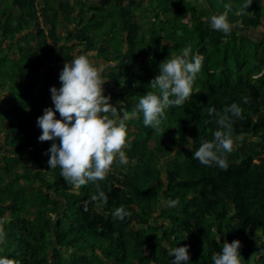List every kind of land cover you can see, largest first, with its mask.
Here are the masks:
<instances>
[{"label": "trees", "instance_id": "1", "mask_svg": "<svg viewBox=\"0 0 264 264\" xmlns=\"http://www.w3.org/2000/svg\"><path fill=\"white\" fill-rule=\"evenodd\" d=\"M202 2L149 0L142 11L137 0H0V125L8 124L9 137L0 166V258L172 264L168 251L180 246L189 248V264H213L224 242L238 240L241 264H264V38L255 36L264 30V0L240 14L248 0ZM60 9L64 21L76 20L65 35ZM220 14L228 34L210 27ZM189 44L203 57L191 98L166 110L159 132L142 114L126 121L128 166L114 165L97 182L107 195L102 211L91 203L85 211L97 184L74 190L48 167L52 142L38 139L37 119L54 109L50 89L60 88L65 63L76 52L89 55L111 104L131 113L160 63ZM232 103L243 110L232 118L233 142L251 140L234 145L226 170L204 166L193 153L218 127L205 109ZM121 206L131 215L114 219Z\"/></svg>", "mask_w": 264, "mask_h": 264}, {"label": "clouds", "instance_id": "2", "mask_svg": "<svg viewBox=\"0 0 264 264\" xmlns=\"http://www.w3.org/2000/svg\"><path fill=\"white\" fill-rule=\"evenodd\" d=\"M252 4L248 0L236 14L247 11ZM226 11L231 5L225 4ZM210 27L228 34L231 25L226 14L212 15ZM203 57L193 54L191 45L180 49L179 54L172 52L159 65V73L148 85V92L139 98L137 106L131 113L111 104V96L105 95V81L102 69L98 68L87 54H77L66 62L59 76L60 88L50 89L54 109H44V114L37 119L41 130L40 142H52L45 153L49 156L50 170L59 169L65 182L74 190L86 186L89 182L97 184L104 180L114 165H127L125 149L127 143L126 121L143 117L146 127L161 131L166 110L182 107L190 98L193 84L202 69ZM244 102L248 103L247 97ZM211 117L214 115L217 129L212 141H201L192 158L200 164L213 165L226 170L227 156L233 151L231 136L232 118H242V108L237 103L226 106L222 112L215 108H206ZM59 113L60 119L56 118ZM208 121H205L207 123ZM58 141V142H57ZM99 207L107 203V195L99 189L85 203ZM178 200L171 201L175 206ZM131 213L123 206L117 208L113 218L124 220ZM240 241L224 242L220 252L213 254V264H241ZM172 264H189L188 247L170 248ZM0 264H15V261L3 257Z\"/></svg>", "mask_w": 264, "mask_h": 264}, {"label": "rangeland", "instance_id": "3", "mask_svg": "<svg viewBox=\"0 0 264 264\" xmlns=\"http://www.w3.org/2000/svg\"><path fill=\"white\" fill-rule=\"evenodd\" d=\"M148 1L149 0H137V5H139V4H142V6H140L141 7V9H142V11L146 8V6H147V3H148ZM203 2H202V0H197V4L199 5V6H204L203 4H202ZM40 14H41V12H40ZM59 17H60V25H59V27H58V32L61 34V35H65L66 33H67V30H74L75 29V25H76V20H72L70 23H67L66 21H64L63 20V12H62V9H60L59 10ZM24 35V34H23ZM255 36H257V37H262V38H264V30L263 31H259V32H257V33H255ZM77 54H79V53H77L76 52V55ZM93 54V53H92ZM91 54V56H93ZM94 57V56H93ZM101 64L103 65V64H105V62H103V61H101ZM101 65V66H102ZM104 90H105V94H110V91H109V89L106 87V86H104ZM35 92L37 93V91L35 90ZM34 92V93H35ZM2 95H5V93H6V90H2ZM1 96V95H0ZM7 130H8V124H6V125H4V126H2V125H0V166L3 164V157H4V155L6 154V151L4 150V149H7V142H8V139H9V137L7 136V134H6V132H7ZM251 140V138L250 137H245V138H242L241 140H239V141H236V142H234V145L235 146H243V145H245V144H247L249 141ZM30 150H32V148L30 149ZM13 156V155H12ZM11 156V157H12ZM120 167H122V169L123 170H125L126 168H127V166L128 165H120V164H118ZM114 167V166H113ZM112 170V169H111ZM162 205H164L163 204V202L161 201V203H159L158 204V207H159V211H160V209L162 208ZM94 206V208L96 209V210H98V211H102V206H99V207H97V206H95V205H93ZM159 211L157 212V214H156V219L158 218V215H159ZM153 219L152 220V222H155L156 221V219Z\"/></svg>", "mask_w": 264, "mask_h": 264}, {"label": "built area", "instance_id": "4", "mask_svg": "<svg viewBox=\"0 0 264 264\" xmlns=\"http://www.w3.org/2000/svg\"><path fill=\"white\" fill-rule=\"evenodd\" d=\"M42 26H43V24H42Z\"/></svg>", "mask_w": 264, "mask_h": 264}]
</instances>
